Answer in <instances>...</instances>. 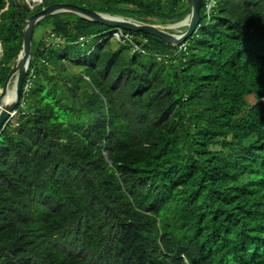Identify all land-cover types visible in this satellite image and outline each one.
Returning a JSON list of instances; mask_svg holds the SVG:
<instances>
[{
  "label": "trees",
  "instance_id": "16d2710c",
  "mask_svg": "<svg viewBox=\"0 0 264 264\" xmlns=\"http://www.w3.org/2000/svg\"><path fill=\"white\" fill-rule=\"evenodd\" d=\"M53 4L160 26L191 11L0 0V89L25 22ZM200 14L181 46L129 33L145 56L73 14L37 23L50 28L0 133V264H264V0Z\"/></svg>",
  "mask_w": 264,
  "mask_h": 264
},
{
  "label": "water",
  "instance_id": "95a60500",
  "mask_svg": "<svg viewBox=\"0 0 264 264\" xmlns=\"http://www.w3.org/2000/svg\"><path fill=\"white\" fill-rule=\"evenodd\" d=\"M190 14L187 18L173 26L185 27L186 30L183 34H171L163 27L152 24H138L132 19H123L121 17L103 14L94 10H90L74 4H53L47 9L36 13L25 22L23 29V41L21 51L11 67V70L4 82L3 87L0 89V133L10 122L12 116L16 112V108L20 102L21 94L23 92V83L26 78L27 70L31 61V49L34 38L35 26L37 23L47 17L56 14H75L80 18L86 19L93 23L100 24L108 28H117L132 33H142L155 37L167 45L179 46L187 41L189 37L197 30L201 20L202 0H189ZM15 81L14 96L5 101L9 91L10 83L13 78Z\"/></svg>",
  "mask_w": 264,
  "mask_h": 264
},
{
  "label": "clouds",
  "instance_id": "9594fccd",
  "mask_svg": "<svg viewBox=\"0 0 264 264\" xmlns=\"http://www.w3.org/2000/svg\"><path fill=\"white\" fill-rule=\"evenodd\" d=\"M32 2H33V0H31ZM34 3V2H33ZM43 3V0H41V2H40V4H37V3H34L33 5H34V7H37V6H40L41 4ZM52 6V5H51ZM208 6H210V5H208ZM33 7V8H34ZM32 8V9H33ZM45 9H47V8H44V9H42L41 11H43V10H45ZM40 11V12H41ZM69 14V13H68ZM57 15V14H56ZM112 16V15H111ZM116 17H121V16H116ZM121 18H123V19H125V20H127V19H131V18H126V17H121ZM187 18V17H186ZM185 18V19H186ZM184 19V20H185ZM42 20V19H41ZM40 20V21H41ZM133 20V19H132ZM184 20H182V21H184ZM133 21H135V20H133ZM182 21H180V22H182ZM136 22V21H135ZM180 22H178V23H180ZM136 23H138V24H142V23H139V22H136ZM178 23H175V24H178ZM175 24H171V25H165V26H160V25H157V26H160V27H163L164 29H166L169 33H173V34H178V35H180V34H183L184 32H185V30H186V28L185 27H179V28H177V30L175 29H173V31L170 29V26H173V25H175ZM36 27V26H35ZM108 28V27H107ZM111 30V32H109V35H107V36H109V37H104V39L102 38V39H100V41L99 42H101V40H106V39H108V38H113V39H115L118 43H122V42H120L115 36H114V34H116V33H118V32H122L123 34H127V33H132V32H129V31H125V30H122V29H117V28H114V29H112V28H110ZM182 45V44H181ZM181 45H179V46H181ZM173 47H175V46H173ZM142 55V54H141ZM143 56H145V55H143ZM157 59V58H156ZM157 61H159L158 59H157ZM161 61V60H160ZM15 114H16V112H15ZM15 114L12 116V118L15 116ZM12 118H11V120H12ZM10 120V121H11Z\"/></svg>",
  "mask_w": 264,
  "mask_h": 264
},
{
  "label": "built area",
  "instance_id": "2783aa9c",
  "mask_svg": "<svg viewBox=\"0 0 264 264\" xmlns=\"http://www.w3.org/2000/svg\"><path fill=\"white\" fill-rule=\"evenodd\" d=\"M114 36L120 41V42H127L129 43L131 46V49H132V52L133 53H139V54H142V55H146V52L141 48L139 47L138 45L134 44V43H131L132 41V35H130L129 33L127 34H123L122 32H118L116 34H114ZM157 59L160 61L162 59V57H157Z\"/></svg>",
  "mask_w": 264,
  "mask_h": 264
},
{
  "label": "rangeland",
  "instance_id": "374dc122",
  "mask_svg": "<svg viewBox=\"0 0 264 264\" xmlns=\"http://www.w3.org/2000/svg\"><path fill=\"white\" fill-rule=\"evenodd\" d=\"M99 2H102V0H98ZM33 2L34 3H37V4H40V2H41V0H33ZM31 0H26V3H27V5L32 9L33 7H34V3H33ZM119 9H122L121 7H119ZM73 15H75V14H73ZM75 16H77V15H75ZM77 17H80V16H77ZM44 24H45V22H43ZM48 25H46V26H40V27H38L37 29H36V31H35V38H34V40H38L39 38H40V36H42V35H44V33L46 32H48V30L47 29H49L50 27H47ZM172 31H173V29H171ZM175 30V29H174ZM177 30V29H176ZM174 32V31H173ZM45 33V34H46ZM136 37L138 38V39H140L141 37H142V35H140V34H136ZM1 94V93H0Z\"/></svg>",
  "mask_w": 264,
  "mask_h": 264
},
{
  "label": "bare ground",
  "instance_id": "6f19581e",
  "mask_svg": "<svg viewBox=\"0 0 264 264\" xmlns=\"http://www.w3.org/2000/svg\"><path fill=\"white\" fill-rule=\"evenodd\" d=\"M103 14H106V13H103ZM179 28L178 26H170V29H177ZM15 81H16V78L14 77L12 80H11V83H10V87H9V91L7 93V96L5 98V101L7 100H10L13 96H14V90H15ZM1 92V91H0Z\"/></svg>",
  "mask_w": 264,
  "mask_h": 264
}]
</instances>
